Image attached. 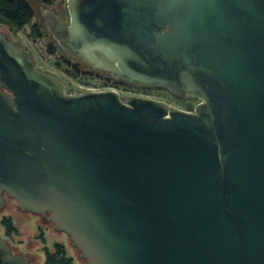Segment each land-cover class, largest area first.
Returning a JSON list of instances; mask_svg holds the SVG:
<instances>
[{
  "label": "water",
  "instance_id": "obj_1",
  "mask_svg": "<svg viewBox=\"0 0 264 264\" xmlns=\"http://www.w3.org/2000/svg\"><path fill=\"white\" fill-rule=\"evenodd\" d=\"M65 8L40 13L68 58L200 102L70 93L0 28V212L6 194L85 264H264V0ZM0 264L36 263L0 236Z\"/></svg>",
  "mask_w": 264,
  "mask_h": 264
},
{
  "label": "rangeland",
  "instance_id": "obj_2",
  "mask_svg": "<svg viewBox=\"0 0 264 264\" xmlns=\"http://www.w3.org/2000/svg\"><path fill=\"white\" fill-rule=\"evenodd\" d=\"M29 2L34 10V17L30 23L16 31L10 30L8 26L1 23L0 28L7 31L22 49L30 53L37 67L64 78L70 85L69 91L74 92L82 86H101L100 81L82 77L76 73L70 65L72 59L60 50L46 31L36 0H29ZM54 2L59 3L58 8L65 6V0H54ZM64 13H67L66 8ZM34 25L39 26L41 35L32 34L31 29ZM123 90L167 103L185 111H192L194 106L200 102V99L192 95L176 96L168 90L158 87L144 90L124 88ZM4 219L10 220L14 228V231L8 235L11 243L18 245L23 251L32 255L37 264L44 263L43 251L46 249L54 251L56 244H61L64 247L66 255L72 257L75 264H85V260L81 258L79 251L72 246L67 235L55 231L50 224L42 221L38 216L20 211L16 202L9 197H7L5 208L0 212V234L3 236L6 234V226L2 223Z\"/></svg>",
  "mask_w": 264,
  "mask_h": 264
},
{
  "label": "trees",
  "instance_id": "obj_3",
  "mask_svg": "<svg viewBox=\"0 0 264 264\" xmlns=\"http://www.w3.org/2000/svg\"><path fill=\"white\" fill-rule=\"evenodd\" d=\"M33 17L34 10L29 0H0V23L8 26L10 30L16 31L23 28ZM31 30L35 36L41 35L38 25L32 26ZM3 223L7 230L14 231L10 220L4 219ZM54 248V251L45 250L43 264H75L73 258L66 255L61 244H56Z\"/></svg>",
  "mask_w": 264,
  "mask_h": 264
},
{
  "label": "flooded vegetation",
  "instance_id": "obj_4",
  "mask_svg": "<svg viewBox=\"0 0 264 264\" xmlns=\"http://www.w3.org/2000/svg\"><path fill=\"white\" fill-rule=\"evenodd\" d=\"M36 3H37V6H38V10L39 11L43 7L48 8V9H52L53 8V10H55L56 12H58L65 21H68V14L67 13H64L65 6H63L64 8H62V7L61 8H58L59 3H55L54 0H36ZM70 59H72V61H70L71 62L70 65L74 68V70L76 71V73L78 75H80L82 77L96 79V80H98V81L101 82V86L104 87V88H106L107 86L119 87L120 90H119V93L118 94H119V97L121 99H124L127 96H137V97H143V98L151 99L149 97L142 96L140 94L137 95L136 93L123 90L124 88H132V89H137V90H144V89H148V88H139V87H135V86H131V85H127V84L120 83V82L114 80L113 78H111L107 74H102V73H98V72L93 71L89 66L85 65L83 62H81L80 60H78L76 58H70ZM59 77L63 81H65V83L67 84L68 88H70L69 83L64 78H62L61 76H59ZM77 90H79V88L76 89L74 92H76ZM69 92L70 93H74V92H71V91H69ZM7 197L8 196L6 194H4L5 205H6V202H7ZM4 208H5V206H4ZM25 213H30L32 215L38 216L42 221L50 224L52 226V228H53L52 223L50 221H48L47 219L43 218L42 216L37 215V214H34V213H31V212H25ZM3 221H2V223H3ZM3 225H5V224L3 223ZM12 232L13 231H9L6 228V234H5V236H3L1 234H0V236L2 238H4V239L7 240V242L9 243V246L11 248V251L13 253H22L25 257H27V258L28 257H31L32 260L34 261V257L33 256H31L29 253L23 251L20 247H18V245H14V244L11 243V241L9 240L8 235H10V233H12ZM60 233H63V232H60ZM63 234H65V233H63ZM43 253L45 254V251H43ZM34 262L37 264V261H34Z\"/></svg>",
  "mask_w": 264,
  "mask_h": 264
},
{
  "label": "built area",
  "instance_id": "obj_5",
  "mask_svg": "<svg viewBox=\"0 0 264 264\" xmlns=\"http://www.w3.org/2000/svg\"><path fill=\"white\" fill-rule=\"evenodd\" d=\"M79 89L87 90V91H103V90H114L119 93V87L115 86H107L106 88L102 86H82Z\"/></svg>",
  "mask_w": 264,
  "mask_h": 264
}]
</instances>
